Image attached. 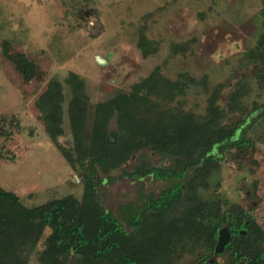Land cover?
<instances>
[{"label":"rangeland","instance_id":"1","mask_svg":"<svg viewBox=\"0 0 264 264\" xmlns=\"http://www.w3.org/2000/svg\"><path fill=\"white\" fill-rule=\"evenodd\" d=\"M261 20L262 0H0V187L29 208L66 196L80 200L86 172L72 169L64 159V152L73 149L68 102L86 96L95 105L128 93L158 67L171 81L183 73L206 78L204 86H190L172 101L185 111L205 114L207 99L218 86L216 105L225 114L221 124L244 118L239 111L228 112L235 89L243 95L246 113L254 103L261 106L243 125L244 133L236 134V140L242 134L253 145L218 150L223 160L209 192L241 205L264 230ZM141 33L155 48L147 57L137 47ZM178 44L182 51L174 49ZM5 52L24 54L34 77L25 82ZM47 91L64 109L62 132L55 137L44 122L53 99L37 104ZM114 128L112 119L109 129ZM140 153L153 165L160 162L149 149ZM136 156L98 188L103 208L120 219L125 207L140 208L148 196H158L172 184L124 176ZM49 233L46 229L44 237ZM41 243L28 264H38ZM215 259L227 264L225 255ZM178 264L200 263L196 255H186Z\"/></svg>","mask_w":264,"mask_h":264},{"label":"trees","instance_id":"2","mask_svg":"<svg viewBox=\"0 0 264 264\" xmlns=\"http://www.w3.org/2000/svg\"><path fill=\"white\" fill-rule=\"evenodd\" d=\"M261 28L257 45L264 55V0ZM137 47L143 57L155 51L142 33ZM174 49L182 51L183 46ZM5 54L25 82L34 77V67L24 54ZM258 81L262 87L264 77ZM205 83V77L197 80L185 73L171 81L156 67L128 93L95 105L86 96L70 100L66 112L73 149L64 152V159L72 169L86 172L81 199L66 196L29 208L0 187V264H28L40 242L38 264H178L186 255H196L200 264H211V259L219 264L215 258L223 255L227 264H264L263 228L241 205L209 192L210 179L223 160L218 150L231 144L253 145L242 134L236 140V134L261 106L254 103L246 113L243 95L235 89L228 112L239 111L244 118L221 124L225 114L216 100L222 86L207 99L205 114L172 104L190 86ZM49 97L53 102L44 122L55 137L62 132L64 109L51 91L42 94L37 104ZM112 119L115 128L109 129ZM147 149L160 157L157 165L140 153ZM135 156L124 176L172 184L158 196H148L140 208L125 207L120 219L103 208L98 188L104 178L113 181L112 172L122 170ZM166 160L169 165L162 164ZM224 227L231 239L222 253L214 254L218 232ZM46 229L50 233L44 237Z\"/></svg>","mask_w":264,"mask_h":264},{"label":"water","instance_id":"3","mask_svg":"<svg viewBox=\"0 0 264 264\" xmlns=\"http://www.w3.org/2000/svg\"><path fill=\"white\" fill-rule=\"evenodd\" d=\"M230 239H231V236H230L228 229L226 227L222 228L218 232L217 243L214 248V254L222 253L224 251L226 244L230 241ZM213 261L214 259H211L210 263L212 264Z\"/></svg>","mask_w":264,"mask_h":264},{"label":"bare ground","instance_id":"4","mask_svg":"<svg viewBox=\"0 0 264 264\" xmlns=\"http://www.w3.org/2000/svg\"><path fill=\"white\" fill-rule=\"evenodd\" d=\"M100 60V59H99Z\"/></svg>","mask_w":264,"mask_h":264}]
</instances>
